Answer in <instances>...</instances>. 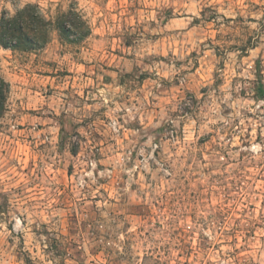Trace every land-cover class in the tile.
<instances>
[{
    "label": "rangeland",
    "instance_id": "1",
    "mask_svg": "<svg viewBox=\"0 0 264 264\" xmlns=\"http://www.w3.org/2000/svg\"><path fill=\"white\" fill-rule=\"evenodd\" d=\"M27 4L53 26L0 46V264H264V0H0V19Z\"/></svg>",
    "mask_w": 264,
    "mask_h": 264
},
{
    "label": "trees",
    "instance_id": "2",
    "mask_svg": "<svg viewBox=\"0 0 264 264\" xmlns=\"http://www.w3.org/2000/svg\"><path fill=\"white\" fill-rule=\"evenodd\" d=\"M64 41L79 43L87 38L90 30L81 14L74 8L62 13L55 21ZM53 23L41 9L34 4L18 8L14 14L3 12L0 19V46L6 50L25 48L41 50L49 41ZM73 37V38H72ZM263 86L259 88L260 97H264ZM9 85L0 75V120L7 111Z\"/></svg>",
    "mask_w": 264,
    "mask_h": 264
}]
</instances>
